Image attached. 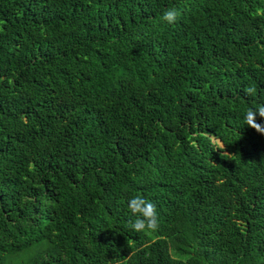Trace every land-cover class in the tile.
<instances>
[{"label":"trees","instance_id":"trees-1","mask_svg":"<svg viewBox=\"0 0 264 264\" xmlns=\"http://www.w3.org/2000/svg\"><path fill=\"white\" fill-rule=\"evenodd\" d=\"M257 104L264 0H0V264H264Z\"/></svg>","mask_w":264,"mask_h":264},{"label":"clouds","instance_id":"clouds-1","mask_svg":"<svg viewBox=\"0 0 264 264\" xmlns=\"http://www.w3.org/2000/svg\"><path fill=\"white\" fill-rule=\"evenodd\" d=\"M178 17V12L175 8L166 9L163 13L162 20L168 24L175 23ZM246 96L255 97L257 95V88L250 85L244 89ZM264 104H257L255 108H248L244 114V123L250 129H253L257 134L264 136ZM128 208L134 221L131 222V228L137 233L155 232L159 227L158 212L156 205L143 198L142 196H135L128 201Z\"/></svg>","mask_w":264,"mask_h":264}]
</instances>
